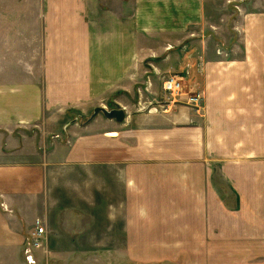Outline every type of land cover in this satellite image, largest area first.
<instances>
[{
	"label": "crops",
	"instance_id": "1",
	"mask_svg": "<svg viewBox=\"0 0 264 264\" xmlns=\"http://www.w3.org/2000/svg\"><path fill=\"white\" fill-rule=\"evenodd\" d=\"M144 72L154 88L180 76L201 108L98 114L70 123L46 162L25 161L41 155L48 114L104 107ZM167 163L206 212L191 228H141L131 183ZM55 164L110 172L122 195L99 213L71 199L40 213ZM38 220L36 264H264V0H0V264H27Z\"/></svg>",
	"mask_w": 264,
	"mask_h": 264
},
{
	"label": "rangeland",
	"instance_id": "2",
	"mask_svg": "<svg viewBox=\"0 0 264 264\" xmlns=\"http://www.w3.org/2000/svg\"><path fill=\"white\" fill-rule=\"evenodd\" d=\"M167 76L161 75L160 78H157L158 85L154 88L151 86L150 77H147V73L144 72L141 76L132 79V87L129 91L127 89L109 91L105 94L103 100L99 102L98 106L113 109L119 105L125 110L126 117L131 112L149 113L153 109H157L154 111L156 114L162 113L164 110L162 105L168 103L166 101L167 94L164 89V81ZM184 88L189 92V89L185 86ZM179 104L190 106L182 102L173 104V107L175 108ZM93 110L94 108H91L87 114L77 109L69 110V112L63 114V111L55 110L52 114L53 119L51 118V114H48L50 116H47V122L43 123L39 137L41 155L36 158H24L25 161L33 159L32 161L39 160L40 162H46L51 147L56 141L67 142L68 133L66 129H68L70 123L71 125L73 123L75 125L89 123ZM100 117H104V115L100 113ZM162 165H159L157 169L152 167L151 180L140 181L137 179L134 183H131L135 187V194L131 198L130 210L137 213L136 224L140 225L141 228H163L169 231L180 228H191L199 223L193 220L195 218L193 216L205 213L207 206L200 202L198 203L200 199L193 196L190 178L180 181L176 178L180 175L176 171V168H180V164L167 163L165 166ZM51 168H56L57 170L53 171L50 174L51 176L48 175L46 178L45 190L40 196V213H44L43 211L47 208L43 203L50 199L54 201L55 199H60V201L71 199L78 204L82 202V206L79 205L81 209L79 211L99 213L107 207L105 203L106 199L110 201L113 196L122 195L120 191H116L114 195L115 191L112 188L110 172L101 174L103 178L101 181H98L95 178V173L81 172L79 167H72L71 171H67V173H63V166L58 164H55ZM155 169L167 171L166 173H161ZM159 174L165 176V179H160ZM47 183L50 184H48L49 188L46 186ZM82 197L84 199L88 198V201H80L83 200L81 199ZM138 214H149L152 217L150 220L144 221L141 217H138ZM47 256L48 254L39 252L37 257L39 261H43ZM24 260L29 264L26 251L24 253Z\"/></svg>",
	"mask_w": 264,
	"mask_h": 264
},
{
	"label": "built area",
	"instance_id": "3",
	"mask_svg": "<svg viewBox=\"0 0 264 264\" xmlns=\"http://www.w3.org/2000/svg\"><path fill=\"white\" fill-rule=\"evenodd\" d=\"M164 89L167 94V104L162 105L164 111L173 104L185 102L194 107L197 111L201 108L202 95L199 92L186 91L183 78L180 76H169L164 81ZM166 103V102H165ZM47 230L42 222H36L35 229L30 233L27 246V260L29 264H36V252L43 248L46 240Z\"/></svg>",
	"mask_w": 264,
	"mask_h": 264
},
{
	"label": "water",
	"instance_id": "4",
	"mask_svg": "<svg viewBox=\"0 0 264 264\" xmlns=\"http://www.w3.org/2000/svg\"><path fill=\"white\" fill-rule=\"evenodd\" d=\"M100 113H102L105 117H107L109 119H115L118 122L124 121V119L126 117L125 110L123 108H121L119 105H117V107L113 108V109H107L104 107H96L93 111L91 119Z\"/></svg>",
	"mask_w": 264,
	"mask_h": 264
}]
</instances>
